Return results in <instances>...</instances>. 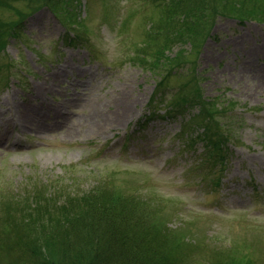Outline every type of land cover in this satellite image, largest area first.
<instances>
[{
  "label": "rangeland",
  "instance_id": "obj_1",
  "mask_svg": "<svg viewBox=\"0 0 264 264\" xmlns=\"http://www.w3.org/2000/svg\"><path fill=\"white\" fill-rule=\"evenodd\" d=\"M42 1L11 0L1 11L18 36L0 52V191L18 195L39 182L50 193L79 194L109 176L112 187L140 185L150 203L159 201L160 227L185 224L218 249L253 239L255 254L244 262L264 264V20L217 16L208 35L180 38L158 65L140 49L148 32L161 36L156 23L168 0H51L52 9L32 12ZM245 3L264 13V0ZM180 56L181 66L164 68ZM183 75L196 77L199 101L234 123L212 159L201 140L180 133L197 106L164 112ZM126 98L129 114L117 127L92 129ZM22 117H37L42 129ZM191 118L195 138L203 127ZM213 128V138L224 135Z\"/></svg>",
  "mask_w": 264,
  "mask_h": 264
},
{
  "label": "trees",
  "instance_id": "obj_2",
  "mask_svg": "<svg viewBox=\"0 0 264 264\" xmlns=\"http://www.w3.org/2000/svg\"><path fill=\"white\" fill-rule=\"evenodd\" d=\"M247 0H168L160 10L157 32H148L141 46L143 55L152 53L158 64L161 55L180 41L191 35L197 39L200 34H209L217 16L236 17L239 22L246 17L264 20V13L256 14ZM11 0H0V52L5 47V38L18 36L11 21L2 18L4 9L11 7ZM51 0H43L32 12L47 6L52 9ZM166 6V7H165ZM255 6V5H253ZM166 9H165V8ZM229 12H227V11ZM176 20L170 23V20ZM170 23V25H168ZM150 41H149V40ZM71 41V38H69ZM157 56V57H154ZM158 61V62H157ZM150 63V62H149ZM183 58L167 61L164 68H178ZM156 64V65H157ZM159 65V64H158ZM168 69L166 70L169 72ZM165 71V72H166ZM163 72V73H165ZM171 72V71H170ZM162 73V74H163ZM173 91L172 107L165 113L173 115L175 110L183 115L185 109L199 108L198 114H192L181 122V130L187 133L186 142L201 143L209 159H212V146L225 147L226 134L234 126L226 121L223 111L215 103L199 101L200 94L196 86V77L183 75ZM157 89L155 93L161 92ZM160 101L158 98L156 99ZM154 113V112H152ZM150 115H146L149 118ZM198 121L203 127L195 138L189 137L188 130ZM195 123V124H196ZM198 125V126H199ZM217 132L213 138V127ZM109 176L99 181L91 189L79 194L71 191L50 193L46 185L29 182L21 194L0 191V264H258L259 259L244 257L255 254L253 239L240 244L233 241L227 248L218 249L209 243L208 237L201 231H193L182 225L178 232L165 229L157 220L159 213L154 209L160 202L150 203V199L140 193L141 186L118 189L109 182ZM111 180V179H110ZM2 189V188H0ZM264 223V222H263ZM254 222H248L253 226ZM160 227V228H159ZM164 230H162V229ZM262 229H259L260 231ZM194 233V235H192ZM253 231H250V234ZM260 233V234H259ZM261 238V232H254ZM259 234V235H258ZM218 239L213 240V242ZM260 241V240H259ZM264 245V239L261 240ZM173 245L180 248L172 249ZM264 248V247H263ZM256 249V248H255ZM263 250V249H262ZM220 255L215 262L212 256ZM201 256V258H200ZM200 259V260H199ZM199 261H203L200 263Z\"/></svg>",
  "mask_w": 264,
  "mask_h": 264
},
{
  "label": "bare ground",
  "instance_id": "obj_3",
  "mask_svg": "<svg viewBox=\"0 0 264 264\" xmlns=\"http://www.w3.org/2000/svg\"><path fill=\"white\" fill-rule=\"evenodd\" d=\"M130 98V97H129ZM128 98H126V103L124 102V108L118 110V112L111 116L112 118H106L103 120H99L98 122H96L94 125H92V129H96V130H102L103 128H107V127H117L116 125H119V123L121 122L122 119H124L127 114H129V107L127 108V103H129V101H127ZM33 117V116H32ZM32 117H30L29 119H24L23 117L21 118V121H25V125L27 124V126L29 128L34 129H39L41 126H39V121L38 118L36 117L35 119H33L34 121L32 122ZM97 127V128H96ZM42 129V128H40ZM39 129V130H40Z\"/></svg>",
  "mask_w": 264,
  "mask_h": 264
}]
</instances>
